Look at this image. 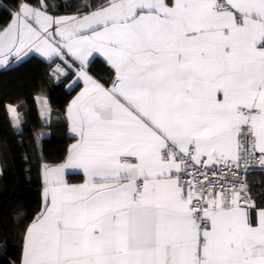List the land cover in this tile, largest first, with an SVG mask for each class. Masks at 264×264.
<instances>
[{"label":"snow or ice","instance_id":"snow-or-ice-1","mask_svg":"<svg viewBox=\"0 0 264 264\" xmlns=\"http://www.w3.org/2000/svg\"><path fill=\"white\" fill-rule=\"evenodd\" d=\"M86 7L18 0L0 28V65L35 51L59 58L58 81L74 71L69 90L83 84L19 264H264V200L243 178L264 167V0ZM94 54L107 83L89 73Z\"/></svg>","mask_w":264,"mask_h":264},{"label":"trees","instance_id":"trees-1","mask_svg":"<svg viewBox=\"0 0 264 264\" xmlns=\"http://www.w3.org/2000/svg\"><path fill=\"white\" fill-rule=\"evenodd\" d=\"M38 6V0H29ZM50 14L86 12L103 3V0H45ZM18 0H0V28L11 18ZM49 63L35 54H28L17 63L0 68V264H19L25 225L40 209V188L31 175L25 136L33 134L37 143L39 162L56 164L66 154L70 137L64 109L73 90L60 83L53 85L45 71ZM96 78L110 76L109 67L99 58L88 66ZM46 97L49 119L40 120L36 97ZM15 105L19 129H15L7 105ZM264 174L249 176L250 194L257 202L264 200V189L259 183Z\"/></svg>","mask_w":264,"mask_h":264},{"label":"crops","instance_id":"crops-1","mask_svg":"<svg viewBox=\"0 0 264 264\" xmlns=\"http://www.w3.org/2000/svg\"><path fill=\"white\" fill-rule=\"evenodd\" d=\"M51 15L60 16V15H71V14H51ZM10 20H11V18H10ZM9 21H8V23H9ZM5 26H3V27H5ZM28 54H35V55L39 56L41 59H43L44 61L48 62L49 63V66L47 67V69L45 71V74L47 75V77H50L51 80L53 78H55V76L51 75L50 68L53 67V66H56V64H58V63H61V61L59 60V58H53L52 61H49L45 57H42L39 53H37L35 51H31ZM24 57L25 56H22V58H24ZM95 57L96 58H99L100 60H102L106 64V62L104 61V59L102 57H100L98 54H94V56L90 58V62ZM17 62L18 61H16L14 58H9V60L7 61V63H5L4 65H0V68L8 67V66L13 65V64H15ZM109 69H110V67H109ZM111 76H112V71L110 69V76H108V78H107V76H104V81H103V79H99V78H97V79L100 80L101 82L107 83V82H109ZM73 79H75L74 71L73 72H70L69 78L66 79V78L63 77L60 80V82H61V84L63 85V87L66 90H69L67 88V85ZM82 87H83V84L81 83L78 87L75 88V90H73L72 96H71L68 104L75 97V95L80 91V89ZM44 101H47V105H48V100H47L46 97H39V96L36 97V102H37V105H38V114H39L40 120L43 123H46L48 121V119H49V106L47 107V109H45L44 108V105H43V102ZM67 105H66V107H67ZM66 107L64 109V117H65V119H66V115H65ZM10 108H15V105L8 104L7 105V110H8V114H9V116L11 118V121H12V124H13L14 128L15 129H19V127H20L19 117H18V123H17V121H14L13 116H12V113L10 112ZM66 123H67V120H66ZM67 134L71 138L70 141H69V143H68V145H67V150H68V148L70 147V145L75 142L74 139L72 138L71 134L68 131V125H67ZM24 140H25V145L27 147V154H28V157H29V165H30V169H31V175L33 176V178L35 179L36 184H38L39 185V188H40V208H41V192H42V180H43V178H42V165L44 163L39 162L38 153H37V143H36L35 136L33 134H27L25 136V139ZM67 150H66V153H67ZM56 164H58V163H56ZM66 179H68L70 183H76V184H78V183H82L83 182V175L81 173H79L78 170H75V171L69 170V172H66ZM250 195L252 196V194H250ZM252 198L255 199L253 196H252ZM21 254H22V250H21ZM20 258H21V255H20Z\"/></svg>","mask_w":264,"mask_h":264},{"label":"built area","instance_id":"built-area-1","mask_svg":"<svg viewBox=\"0 0 264 264\" xmlns=\"http://www.w3.org/2000/svg\"><path fill=\"white\" fill-rule=\"evenodd\" d=\"M54 68H55V66H53V67L50 68V73L52 72V69H54ZM62 78H63V76H61V77L59 78V81L57 80L56 77L53 78V79L51 80V81H52V84L55 85V84L60 83V80H61ZM254 173H261V174H264V167H261V166H259L258 164H254V165H253V167L249 170L248 174H247L246 176L243 177V178L247 181L248 186H249V182H248L249 176H250L251 174H254ZM258 187H259L260 191H261L262 189H264V180L260 181Z\"/></svg>","mask_w":264,"mask_h":264}]
</instances>
